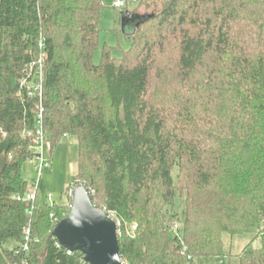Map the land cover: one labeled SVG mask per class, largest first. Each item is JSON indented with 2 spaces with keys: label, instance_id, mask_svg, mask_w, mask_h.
<instances>
[{
  "label": "trees",
  "instance_id": "obj_1",
  "mask_svg": "<svg viewBox=\"0 0 264 264\" xmlns=\"http://www.w3.org/2000/svg\"><path fill=\"white\" fill-rule=\"evenodd\" d=\"M106 7L0 0V264H87L53 236L78 186L121 223L123 264H224V234L252 235L234 257L264 264V0H126L130 46L113 57L105 44L96 63ZM40 60L47 145L78 141L62 205L17 199L35 191L23 132L40 106L23 82Z\"/></svg>",
  "mask_w": 264,
  "mask_h": 264
},
{
  "label": "rangeland",
  "instance_id": "obj_2",
  "mask_svg": "<svg viewBox=\"0 0 264 264\" xmlns=\"http://www.w3.org/2000/svg\"><path fill=\"white\" fill-rule=\"evenodd\" d=\"M115 1L117 0H104L107 7L103 11V17L101 20L102 31L100 35V45L95 53L96 63L100 60L101 50L105 44L117 47L112 53L113 57H120L122 52L121 48L128 49L130 46L129 39L123 32V30H129L130 25L126 24L125 26L123 14L121 13L124 10L123 8L116 9L114 7ZM118 1L126 4V0ZM134 8V4L128 5L129 11H133ZM140 13L144 14L146 11L142 9ZM41 69L43 70V63ZM45 157L47 165L43 168L41 173L39 170V164L35 160H27L22 166V178L37 192L40 200L45 201L50 205L66 204L68 201L69 188L73 184L77 173V139L64 137L58 145L53 148L52 152L50 151V147L46 145ZM70 199L72 198L70 197ZM184 209L185 197H179L178 195L174 204V212L177 214L178 221L176 224L180 229L182 228L184 221ZM118 223L122 229L121 223ZM136 230L137 224L126 226V233L128 235H134ZM252 237L253 236L249 234L236 237L224 234L223 241L225 243V256L222 258L224 264H239L238 259L234 256L240 253V251L251 241ZM230 255H232L231 258H229ZM197 264H221V261L219 258H210L202 259L198 261Z\"/></svg>",
  "mask_w": 264,
  "mask_h": 264
},
{
  "label": "water",
  "instance_id": "obj_3",
  "mask_svg": "<svg viewBox=\"0 0 264 264\" xmlns=\"http://www.w3.org/2000/svg\"><path fill=\"white\" fill-rule=\"evenodd\" d=\"M53 236L67 251L80 252L87 264H123L116 222L94 206L83 186L75 188L71 211Z\"/></svg>",
  "mask_w": 264,
  "mask_h": 264
},
{
  "label": "built area",
  "instance_id": "obj_4",
  "mask_svg": "<svg viewBox=\"0 0 264 264\" xmlns=\"http://www.w3.org/2000/svg\"><path fill=\"white\" fill-rule=\"evenodd\" d=\"M114 7L116 9L119 8H124L125 7V3L120 2V1H115L114 3ZM40 64V71L39 73L34 77L35 79H33L32 81L29 80H25L23 82V84L25 85V87L27 88L28 94L30 97H35L38 99L39 101V105H40V109H39V113L37 115V126L35 128V130H28L24 132V135L26 137H30L33 141V146L31 148L32 150V154H33V160H35L38 164H39V170L40 173L43 170V168L47 165V160L45 157V148L47 145V140H46V135H45V131H44V126H43V106H42V97H43V70L41 69L42 67V61L40 60L39 62ZM74 188H72L69 192V196L71 198H74ZM37 197V192L36 191H32L30 193H28L25 197H17L18 200H25V201H35ZM117 227H118V235L120 234V224L117 223ZM179 226L176 224L174 225V227L172 228V231L175 232L177 235H179ZM29 234H30V230L26 231V240H28L29 238ZM27 249V247H25Z\"/></svg>",
  "mask_w": 264,
  "mask_h": 264
}]
</instances>
